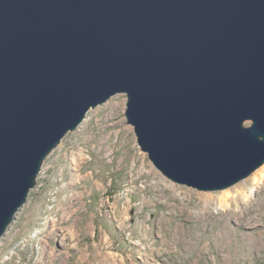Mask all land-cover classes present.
<instances>
[{
	"label": "water",
	"instance_id": "95a60500",
	"mask_svg": "<svg viewBox=\"0 0 264 264\" xmlns=\"http://www.w3.org/2000/svg\"><path fill=\"white\" fill-rule=\"evenodd\" d=\"M117 94L166 179L245 180L264 165V0H0V238L47 155Z\"/></svg>",
	"mask_w": 264,
	"mask_h": 264
},
{
	"label": "rangeland",
	"instance_id": "374dc122",
	"mask_svg": "<svg viewBox=\"0 0 264 264\" xmlns=\"http://www.w3.org/2000/svg\"><path fill=\"white\" fill-rule=\"evenodd\" d=\"M125 105L117 94L89 110L47 155L0 264H264V180L250 192L248 176L223 205L225 190L172 183L140 151Z\"/></svg>",
	"mask_w": 264,
	"mask_h": 264
},
{
	"label": "bare ground",
	"instance_id": "6f19581e",
	"mask_svg": "<svg viewBox=\"0 0 264 264\" xmlns=\"http://www.w3.org/2000/svg\"><path fill=\"white\" fill-rule=\"evenodd\" d=\"M251 180L253 181L254 187L249 189L250 192L254 191V189H256L255 185L260 184V181L264 180V167L260 168L253 175H251ZM240 186L241 185H239V187L237 189H234V188H236L234 186V187L230 188L229 190L222 191V193H221L220 197L218 198L217 202H219L221 205H223L224 203H226V201H228V200L230 201L231 199H233L235 194L236 195L239 194V193L242 194V191H238V189L242 188ZM232 192H234V193H232ZM246 197H247V195H246Z\"/></svg>",
	"mask_w": 264,
	"mask_h": 264
}]
</instances>
